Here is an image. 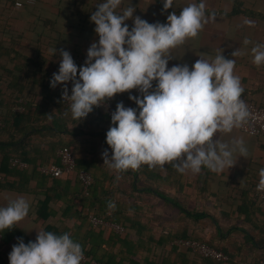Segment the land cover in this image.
I'll return each mask as SVG.
<instances>
[{
    "label": "crops",
    "instance_id": "crops-1",
    "mask_svg": "<svg viewBox=\"0 0 264 264\" xmlns=\"http://www.w3.org/2000/svg\"><path fill=\"white\" fill-rule=\"evenodd\" d=\"M100 2L102 0H36L34 5L19 9L13 7L10 13L0 10V44L10 49L9 54L0 56V60L5 61V71L0 69V77L7 78L4 93L0 90V115L4 123L0 128V160L21 147L24 151L21 158L27 163L58 162V150L65 143L71 144L79 160L88 161L96 176L105 179V187H114L117 196L113 200L119 201L121 207L124 194L117 192V189H120V185L123 188L127 186L121 177L116 179V183H110L106 175L109 168L101 155L104 149H109L111 154L100 132L107 133L113 126L112 122L95 110L83 120L73 119L71 112L67 113L61 103L59 85L54 89L50 87L53 73L48 72V68H53L55 63L57 66L60 64V50L83 47L81 50L87 57L91 43L99 39L90 16ZM189 2L174 0L173 8L163 11L162 0H124L117 11L122 12L124 8L133 6L136 9L134 17L140 16L150 23H166L168 14L172 11L179 13ZM205 3L206 15L211 17L214 13V18L208 20L196 37L187 39L170 51L173 59L169 60L168 67L176 64L191 67L200 56L214 59L222 49L226 58L236 62L234 73L240 77L244 88L242 95L264 105V65H255L250 52L256 43H264V0H205ZM125 23L131 30L133 20ZM40 33L52 38L47 48H38L37 34ZM246 39L252 43L245 45ZM55 47L57 52L53 56L50 49ZM237 49L242 54L233 57L232 53ZM77 61L74 59L78 66ZM153 84L155 87V82ZM127 92L133 96L140 95L136 89ZM114 97L118 98L117 94ZM134 105L137 107L135 102ZM17 106H21V109L17 110ZM219 136L225 141L243 138L248 155L239 157L237 154V163L221 173L207 168H202L199 174L186 172L188 181L184 186L161 184L169 193L188 200L191 207L206 209L213 215L197 222L185 213L177 214V219L166 217L149 223L151 227L154 226L153 230L142 235L135 233V238L146 241V250L151 244H157V240H151L155 233H158L157 237L161 231L166 236L170 233H189L195 239L215 243L228 251L229 259L216 261L193 253L189 255L186 250L179 249L169 255L168 264H256L264 258V206L251 200V191L259 182V170L264 168V136L252 135L240 128ZM14 140L18 141L14 143ZM93 140L97 141V145L91 147L88 142ZM174 162L154 167L142 164L139 167L142 170L140 178L146 180L145 174H148L149 182L152 181L154 185L161 178L175 180L178 174L173 171L174 174L170 175ZM1 168L10 169L0 162ZM70 189L73 190L66 176L52 179L33 169L23 173L9 171L8 178L0 182V206H6L10 200L22 196L30 203V211L12 229L3 231L4 238L0 245L3 262L9 264V253L18 238L25 243L35 241L37 231L71 227L81 237L87 234L88 228L92 227L90 220L86 219L83 226L80 225V230L77 229L80 221L77 217L62 219L64 208L61 205L67 206L72 200L76 203L74 197L77 191L74 189L71 193ZM138 202L146 206H163L157 203L152 194L145 195ZM41 203H47L43 206L49 207L43 213L40 212ZM76 206L74 204V208ZM163 208L166 213L174 212L169 206L164 205ZM88 209H84L85 213ZM49 212L53 213L48 215ZM119 246L120 243H117L113 252H117Z\"/></svg>",
    "mask_w": 264,
    "mask_h": 264
},
{
    "label": "clouds",
    "instance_id": "clouds-1",
    "mask_svg": "<svg viewBox=\"0 0 264 264\" xmlns=\"http://www.w3.org/2000/svg\"><path fill=\"white\" fill-rule=\"evenodd\" d=\"M123 2L102 0L96 5L90 20L96 25L98 41L91 43L79 67L69 51L60 50L59 69L50 87L63 86V100L70 101L72 118L78 120L116 94L132 89L140 93L129 96L137 107L119 102L111 113L113 126L106 133L111 154L109 149L101 154L109 169L124 172L142 164L154 167L175 161L173 167L180 173L229 170L237 163V154L248 155L243 138L225 141L219 136L240 128L250 116L241 99L240 77L234 73L235 60L226 58L220 49L214 59L200 56L191 67H168L173 59L170 51L196 37L215 14L206 15L205 0H190L179 13L168 14L166 23H150L134 17L133 6L118 12ZM162 3L167 11L174 0ZM129 19L133 20L131 30L125 23ZM50 52L54 56L56 47ZM250 52L255 65H264V43H256ZM241 54L237 49L232 56ZM257 190L264 191V168L259 170ZM115 206L111 201L108 204L110 209ZM29 211L30 203L22 196L0 206V232L12 229ZM83 260L82 245L67 232L37 231L35 241L25 243L18 238L9 253V264H82Z\"/></svg>",
    "mask_w": 264,
    "mask_h": 264
},
{
    "label": "trees",
    "instance_id": "trees-1",
    "mask_svg": "<svg viewBox=\"0 0 264 264\" xmlns=\"http://www.w3.org/2000/svg\"><path fill=\"white\" fill-rule=\"evenodd\" d=\"M26 6V5H25ZM13 7H15V0H0V10H6L8 13L13 11ZM0 11V12H1ZM238 11V9H237ZM236 11V12H237ZM38 36V48H42V46H45V48L48 47V41L52 39L48 35H44L41 33L37 34ZM75 49H69V52L71 53L73 59L83 58L84 61L86 60V54L81 50L83 47L79 48L78 46H75ZM9 48H6L5 44H0V56L4 55L5 53L9 54ZM20 52V51H19ZM78 62V61H77ZM5 61L4 59L0 60V69L4 70ZM60 65V64H59ZM59 65L55 63L53 68H48V72H58ZM80 66L78 62V67ZM46 76L45 78H47ZM7 83V78L4 76L0 77V90H2V94L4 93V85ZM62 85H59V92H60V98L61 103L65 110H67V113L71 112L70 109H68L63 101H62ZM118 98L113 97L109 99L111 102L117 103L123 102L124 105L131 101L129 99L130 94L128 92L119 93L117 94ZM245 96V95H243ZM246 97V96H245ZM250 99L252 102L264 106L262 103H259L258 101H255L254 99ZM95 111L100 112L107 120L111 121L110 118H108L105 113L101 110H98L94 107ZM3 127V126H1ZM0 127V128H1ZM80 130V129H77ZM108 131V130H107ZM103 137L104 143H106V133L100 132ZM99 137V135L97 136ZM96 137V138H97ZM97 140V139H96ZM93 140L92 142H88V144L93 147L97 145V141ZM18 140H14L12 142H17ZM62 146H68L71 148V150L74 151V146L68 143L63 144ZM109 147V146H108ZM107 147V148H108ZM96 151H100V149L95 148ZM94 150V149H93ZM24 151L20 148L12 152L11 154L8 153L2 161L0 162L5 165V167L8 168H1L0 173L4 176V179L8 178L9 171L16 170V172H25L27 170L33 169L34 172L40 173L45 177H50L52 179H56V177H51L47 175L46 173L41 171V168L48 164H60V160L58 162H47V163H38V164H31L28 163V166L24 169L11 166L10 159L12 157H22ZM76 154V153H75ZM77 156V155H76ZM22 159V158H21ZM24 160V159H23ZM78 160V169H86L90 171L93 175L94 182L85 189L83 187V184L78 179L77 173H70L63 175L61 177H58L59 179L62 177L67 178V180L71 183V188L73 189L71 193L77 191V194L75 195L74 199L75 201H69L67 203V206L61 205L62 209V219L63 221L71 218V216L77 217L80 219V221L77 224V229H80V225L83 226L85 223V220L88 219L89 221V215L95 214L97 216L106 217L111 220L118 221L122 223L125 226V232L124 233H117L112 227L106 226V227H90L88 228L87 234L84 235V237L80 236V233L75 232L76 229L74 228H64L61 230L48 228L47 231H51L57 234H63L65 232L69 233L71 237L79 242L84 250V253H86L91 259H96L100 262H103L104 264H168L167 258L169 255H172V253L176 252L177 250H186V253L191 255L193 253L194 255H199L194 252H192L188 248L176 246L172 244V240L176 237H184V238H193L192 234L184 233V235H172L170 233L169 236H166L165 233H159L160 236L157 237L158 233H155L156 231H153L154 236L151 238V240H157V244L153 245L151 244L150 247H148L146 250V241H141L135 238V233L144 234L145 232L149 230H153L154 226H150L149 223H153L155 221H161L166 217H171V219H177V214L185 213L186 215L190 216L195 220L196 222L200 219L211 217L213 213L211 211H207L206 209H199L196 207H191L189 205L188 200H185L180 195L171 194L168 191H166L162 187V183H169L179 186H184L188 179L185 178V173H180L176 170L175 167H171L172 171L170 175H173V171H175L178 176L177 179H168L167 181L163 178L157 179L155 181V185L152 183V181L149 182V175L145 174L146 180H143L140 178L141 171L140 168L137 169H128L124 172H117L112 169H107V178L110 179V183L112 182L116 183V179L121 177L123 179V183L126 184L127 187L123 188L122 185H120V189H117V192L123 193V197L120 201L119 207V201H114V197L117 195L115 194L114 187H105V179L103 177L96 176V173L91 170V164L88 163V161ZM176 163V162H174ZM109 168V167H108ZM183 176V179H180V177ZM154 180V179H153ZM57 181V180H55ZM1 182V180H0ZM256 186L251 191V200H254L257 204H260V202L255 200V190ZM152 194L154 198L157 199V203L160 202L163 206H146L143 204H140L138 201L142 200V197L145 198V195ZM141 199V200H140ZM115 203V208L112 209L114 214L112 216L108 215V211L110 208L108 207L109 202ZM42 204V203H41ZM47 203L42 204L40 212L43 213L49 209L46 205ZM74 204H77L76 208H74ZM123 205V206H122ZM164 205L171 207L174 212L166 213L165 209L163 208ZM89 208L88 211L85 213L84 209ZM72 209H74L72 211ZM53 212H49L48 215L52 214ZM170 219V218H169ZM148 222V223H147ZM81 230V229H80ZM4 238V233L1 232ZM150 240V241H151ZM151 241V242H152ZM117 243H120V246L118 247L117 252H113V247H116ZM209 243V242H208ZM212 246H215L217 248H220L215 243H209ZM103 251V252H101ZM227 254L228 251L225 250ZM179 254V253H178ZM185 255V254H184ZM200 256V255H199ZM202 257V256H200ZM206 258V257H204ZM0 260L3 262L2 256L0 255ZM4 264H7L3 262ZM82 264H86L83 263Z\"/></svg>",
    "mask_w": 264,
    "mask_h": 264
},
{
    "label": "built area",
    "instance_id": "built-area-1",
    "mask_svg": "<svg viewBox=\"0 0 264 264\" xmlns=\"http://www.w3.org/2000/svg\"><path fill=\"white\" fill-rule=\"evenodd\" d=\"M36 0H16L15 8L19 9L24 7L25 5H34ZM78 62L80 66L84 64L83 58H78ZM63 88V87H62ZM71 82H68L69 95H71ZM62 96V95H61ZM241 99L245 101L250 116L247 121L240 127L241 130L250 133L252 135L264 136V106H260L245 96H241ZM62 101L64 105L70 109V101H64L62 97ZM126 107L135 108L134 102L129 101L125 104ZM98 110H101L105 113V115L111 119V113L115 111L116 104L108 100L105 104H102L98 107H95ZM21 106H17V110H20ZM3 120L0 115V127L3 126ZM58 157L60 159V164H48L41 168V171L46 173L51 177H61L70 173H77L78 179L83 184V187L87 189L93 182L94 178L90 171L86 169H78V162L76 154L71 150L68 146H62L58 150ZM11 166H15L21 169H24L28 166V163L21 159L20 157H12L10 159ZM4 176L0 173V180H3ZM255 200L260 202L264 206V191H258L257 186L255 190ZM108 215H112V210L108 211ZM89 220L93 227H112L117 233H124L125 226L117 221H113L106 217L97 216L95 214L89 215ZM3 242V235L0 232V245ZM172 244L184 248L190 249L192 252L199 254L202 257L210 258L216 261H226L229 259L227 253L221 248H217L215 246L210 245L205 241H201L195 238H184V237H176L172 240ZM86 264H104L96 259H91L86 253H84V260L82 261ZM0 264H4L0 260ZM249 264V263H242ZM256 264H264V258L260 259Z\"/></svg>",
    "mask_w": 264,
    "mask_h": 264
}]
</instances>
